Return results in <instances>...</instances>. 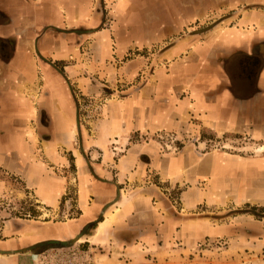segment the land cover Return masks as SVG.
<instances>
[{"label": "crops", "instance_id": "crops-1", "mask_svg": "<svg viewBox=\"0 0 264 264\" xmlns=\"http://www.w3.org/2000/svg\"><path fill=\"white\" fill-rule=\"evenodd\" d=\"M158 1L164 6L152 25L179 26V44L166 51L171 60L179 58L172 70L179 100L154 104L144 124L131 114L126 122L124 115L141 100H112L98 130L78 135L74 92L96 94L92 81L112 85L119 70L106 67L113 58L109 36L96 42L90 57L86 40L72 30L96 25L104 5L120 24L136 0H0V174L19 175L52 215L69 217L8 221L0 229V264H33L37 245L78 235V245L95 252L97 262L189 264L144 258L236 234L233 215L216 225L192 214L199 209L222 218L229 208L264 207V153L199 152L195 145L158 153L120 141L138 130L182 132L191 122L195 135L247 134L264 149V0ZM142 2L149 12L156 4ZM111 140L125 153H112ZM179 186L175 208L165 191L179 192ZM71 189L69 210L59 209Z\"/></svg>", "mask_w": 264, "mask_h": 264}, {"label": "rangeland", "instance_id": "rangeland-1", "mask_svg": "<svg viewBox=\"0 0 264 264\" xmlns=\"http://www.w3.org/2000/svg\"><path fill=\"white\" fill-rule=\"evenodd\" d=\"M116 1L118 0H114V4ZM155 1L156 4L152 5L153 7L150 8L152 11L149 12L142 0H136L132 6L135 10L132 8L125 11L122 15L125 16V20L119 22L120 24H117L116 16L118 15L114 10L104 5L100 12L102 20L100 19L101 21L96 25L88 24L81 28H73L72 33L77 38L82 37L84 41L86 40L82 46L90 57L93 56V51L96 49V42L102 37L103 40L108 41L109 36L113 49L112 55L115 58L107 59L106 67L111 65L119 70L118 79L112 80V85L105 79L97 84L92 81L98 88L96 94L86 96L81 95L78 90L74 92L75 100H77L78 135H80V129L82 131L84 129L87 131L98 130L100 126L98 120L105 118L104 111L108 102L110 103L112 100H134L136 104L141 100L137 108L133 107L131 112L126 109L124 115L126 122L130 120L131 114L134 120L139 117L143 124L147 120V110L155 108L154 104L165 105L169 97L176 102L179 100V81L178 78L176 79L179 76L172 73L173 64L179 62V58L171 60V56L166 54L173 44H179V26L173 24L163 26L164 23L152 25V22L156 21L153 19L155 17L153 15L156 13L157 19H159L160 9L164 6V4L161 5L162 1ZM140 19L141 21H139ZM160 79L166 80L164 82L167 84V89L162 91L161 97L158 96L161 92L157 89ZM173 108L171 107L169 110ZM127 134H124L120 140L125 142L124 147L129 144L138 147L146 146V148L148 146L152 149L155 148L154 150L158 153H177L182 149L179 148V143L184 140L185 144L183 143L182 146L195 145L199 152L216 150L254 156L256 145L260 142L245 137L239 139L238 136H220L215 133L203 132L200 135H195L191 130V122H188V126L186 124L182 132L163 130L147 133L138 130ZM119 144L122 143H114V140L109 143L110 150L115 155L125 153ZM200 144L204 147L200 148ZM175 148L176 150H174ZM262 148L260 150H263ZM24 168L26 167L24 166ZM0 176L5 178L0 183V229L8 221L16 219L44 223L69 218L62 214L60 217L52 215L48 219V211H45L47 207L37 201L33 195V187H27L16 177L7 176L3 172ZM181 191L182 187L179 186V206ZM73 193V189L67 191L65 197L59 201V209L69 210ZM167 193L172 206L177 208V189L167 190ZM229 210V212L226 211L218 215L222 218L212 216L200 209L192 214L198 218H212L216 225L221 224V219H223L222 223L225 220L228 222V217L233 215L232 225L238 227L235 235L215 239L204 237L194 245L193 249L163 252L161 255L149 256L144 259L157 262H162L161 260L164 259L166 262H187L189 264H264V207L248 204L238 210L230 208ZM238 216H243L242 220ZM241 228L243 229L242 234L239 233ZM81 238L83 237L78 235L69 241L61 242V244L51 241L37 245L36 248H40V253L35 255L33 264H110L108 261L97 262L99 259H96L95 252L80 247L78 242ZM72 240L77 241L73 245L66 246V243L72 242ZM51 246L53 248H50ZM104 258L107 260L105 256ZM144 259L139 258V262ZM112 261H114L112 264H129L131 262L125 259L120 260V258Z\"/></svg>", "mask_w": 264, "mask_h": 264}, {"label": "flooded vegetation", "instance_id": "flooded-vegetation-1", "mask_svg": "<svg viewBox=\"0 0 264 264\" xmlns=\"http://www.w3.org/2000/svg\"><path fill=\"white\" fill-rule=\"evenodd\" d=\"M225 135V134H224ZM236 136H238V138L240 139V138H242V139H244V137L245 138H249V139H253V138H251L249 135H247V134H240V135H236ZM185 144V142H184V140L182 141V142H180L179 143V148L181 149V148H183L184 146H182V144ZM257 146V148H256V154L254 155V156H260V155H262L263 153H264V149L263 150H260L261 149V147H262V145L260 144V142L256 145ZM174 150H176V148L174 149ZM216 151V150H215ZM209 152H212V151H209ZM7 176H10V175H7ZM11 176H13V177H16V179L17 180H19V181H21V182H23V183H25L21 178H20V176L19 175H11ZM170 189V188H169ZM169 189H168V191H169ZM172 189H174V188H172ZM165 193L167 194V198H169L170 196H169V194L167 193V190L165 191ZM178 194H179V192H177V199H178ZM33 195H34V192H33ZM169 200L171 201V199L169 198ZM40 203V202H39ZM41 204V203H40ZM46 207V206H45ZM53 209L52 208H48L47 207V209H45V211H48V219L50 218V217H52V214H51V211H52ZM47 222H50V221H47ZM47 222H44V223H47ZM50 242V241H49ZM50 248H53L52 246L50 247ZM40 248L38 247V248H34V250L36 251V252H34V254L33 255H36V254H38V253H40V250H39ZM26 253H28V252H26Z\"/></svg>", "mask_w": 264, "mask_h": 264}, {"label": "water", "instance_id": "water-1", "mask_svg": "<svg viewBox=\"0 0 264 264\" xmlns=\"http://www.w3.org/2000/svg\"><path fill=\"white\" fill-rule=\"evenodd\" d=\"M77 240H72V242H68L66 243V246H70V245H73L76 243ZM57 244H61V242H56ZM39 245H42V244H39Z\"/></svg>", "mask_w": 264, "mask_h": 264}, {"label": "built area", "instance_id": "built-area-1", "mask_svg": "<svg viewBox=\"0 0 264 264\" xmlns=\"http://www.w3.org/2000/svg\"><path fill=\"white\" fill-rule=\"evenodd\" d=\"M221 147H223V146H221ZM224 148V147H223Z\"/></svg>", "mask_w": 264, "mask_h": 264}, {"label": "trees", "instance_id": "trees-1", "mask_svg": "<svg viewBox=\"0 0 264 264\" xmlns=\"http://www.w3.org/2000/svg\"><path fill=\"white\" fill-rule=\"evenodd\" d=\"M42 244H44V243H42Z\"/></svg>", "mask_w": 264, "mask_h": 264}]
</instances>
